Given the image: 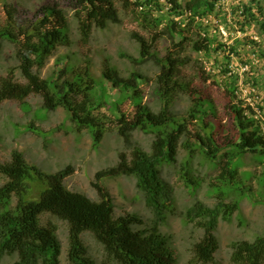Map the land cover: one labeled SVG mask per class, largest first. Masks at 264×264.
I'll list each match as a JSON object with an SVG mask.
<instances>
[{
  "label": "trees",
  "instance_id": "16d2710c",
  "mask_svg": "<svg viewBox=\"0 0 264 264\" xmlns=\"http://www.w3.org/2000/svg\"><path fill=\"white\" fill-rule=\"evenodd\" d=\"M65 1L75 9L81 39L85 42L90 39L94 27L106 28L110 22H120L118 1L138 12L145 24L155 32L151 41L139 33H133L140 45V55L137 58L126 54L123 56L136 63L153 57L154 43L166 33L173 38L175 46L183 47L191 39L186 32L194 27L202 32L196 31L198 38L192 41L193 48L208 55L213 51L219 52L226 44L219 40L218 35H209L213 23L211 14L216 18L217 30L220 25L227 28L236 22L239 30L245 31L255 23L264 35V0H248L232 7L233 22L229 21L226 8L219 5L221 0H168L171 4L166 15L168 22L166 28L160 31L157 28L167 18L165 15L152 16L153 6L162 7L156 0ZM4 9L6 24L0 28V40H8L16 45L18 65L10 67L7 75L0 79V105L9 99L23 101L33 93L41 94L43 108L48 111L64 108L78 131L88 129L91 132L94 147L102 143L107 133V115H99V111L107 105L114 116L111 125L118 128L129 146L133 145L131 134L136 129L154 133L155 138L150 152L134 146L131 162L126 159V153H122L118 166L97 174L95 185L101 194L98 202L65 186L64 178L70 173V167L48 173L28 163L18 150L12 152L9 160L0 161V263L5 255L17 254L18 259L13 264H60L62 247L57 237V227L41 222L42 215L50 212L67 219L70 224L69 264H176L168 240L159 229L174 205L173 187L162 177L159 164H176L180 147L186 150V161L182 164L180 176L190 189L196 190L201 184L194 178L191 165L197 154L220 170L210 183L216 203L208 206L197 201L186 210L187 219L199 220L204 229L203 239L194 248L195 260L211 261L218 247L215 233L219 222L229 221L240 209V200L231 198L233 193L243 197L250 195L251 188L238 180L242 158L250 153L264 165V116H260L254 106L240 97L241 74L231 68L232 55L222 56L221 63L225 65L219 72L224 78L223 84L218 83L223 85L229 99L228 108L235 135H226L224 141L220 142L215 137L219 125L210 118L216 113L213 101L197 95L186 85L184 89H188L192 97L188 114L183 118L176 117L169 108L171 98L177 87L181 86L175 76L179 66L185 62L177 53L168 51L166 56L157 59L161 70L156 78V90L165 104L161 110L154 112L142 101L140 84L148 78L138 71L121 77L109 59L104 61L102 80L94 77L89 66L78 69L67 64L57 78H42L34 71L35 67L43 68L58 47L72 43L68 18L58 2H48L34 12L11 4H5ZM186 10L190 14L181 28L182 23L179 26L172 15H182ZM177 36H180V40L176 42ZM247 40L258 62L254 63L251 56L242 61L244 66L250 65L244 74L253 88H259L264 80V71L259 70L257 74L250 71L260 67L264 69V37ZM241 44V40L235 39L230 50L240 54ZM17 70H20L25 82L17 79ZM105 81L118 90L117 98L112 100ZM127 101L135 107L133 115L121 106ZM257 107L264 110L261 104ZM191 125H197L198 129L193 130ZM25 128L45 139L53 132L43 130L34 123ZM111 174L137 177L138 188L144 192L146 204L155 215L149 228H133V224L143 222L136 214L118 219L114 217L111 194L102 184V180ZM1 178L5 180L3 183ZM260 181L264 189V177ZM33 193H37V196L34 197ZM86 231L92 232L104 245L108 258L104 263H97L88 255L82 239ZM238 254L240 258L237 261H246L244 264H264V237L241 244Z\"/></svg>",
  "mask_w": 264,
  "mask_h": 264
},
{
  "label": "rangeland",
  "instance_id": "374dc122",
  "mask_svg": "<svg viewBox=\"0 0 264 264\" xmlns=\"http://www.w3.org/2000/svg\"><path fill=\"white\" fill-rule=\"evenodd\" d=\"M54 1L59 3L68 18L72 43L69 46L58 47L43 68H34L40 77L57 78L60 70L65 65L71 64L78 69H85L86 66H89L94 77L102 80L104 61L109 59L121 77H128L133 71H138L148 78L147 81L140 84L143 91L142 101L152 111L158 112L165 102L156 90V78L161 70V65L157 59L166 56L168 51H173L185 62L180 65L178 74L175 76L181 86L177 87L174 97L168 104L171 112L176 117L181 118L188 114L192 97L188 89H184V86L189 85L191 91H196L197 95L207 98L215 104L216 113L214 117L210 118L219 125L215 131V137L223 142L226 135H235V129L229 113L228 96L223 85L218 83L219 81L223 84L222 79L224 78L219 71L225 65V63H221L222 56L232 55L231 68L240 71L241 74L240 97L254 106L260 116H264V110H259L257 107L258 104L264 106V80L262 83L260 82L259 88H253L247 82V75L244 74L250 65L244 66L242 64V61H246L250 56L254 59V54L247 45V39L259 40L264 37L257 24L254 23L243 31L239 30L236 22H234L231 27L226 28L220 25V29L217 30L216 18L214 14H211L210 19L213 23L209 28V35H218L219 40L226 44V47L218 50L219 52L213 51L208 55L196 51L192 46V41L198 38L196 31H202L194 27L186 32L191 39L186 41L183 47L175 46L173 38L168 33L164 34L152 47L153 57L142 63L131 61L123 54L134 58L139 57L140 45L133 33H139L151 41L155 31L145 24L143 17L138 12H135L132 7L124 6L120 1L117 2L120 22H110L106 28L94 27L87 42L81 39L75 9L65 0H0V28L6 24L5 4L34 12L40 6ZM160 1L163 6L152 11L153 17L166 16L170 11L171 5L169 7L166 0ZM247 1L221 0L219 5L226 8L227 17L231 22L233 20L232 7ZM174 18L179 21L182 20L183 16H174ZM204 21L207 22L205 19ZM167 22L168 18L164 19L157 30L165 29ZM181 27L183 28V26ZM235 39L241 40L240 54L230 50ZM178 40H180V36H177L174 41L177 42ZM0 44L1 79L7 75L10 67L18 65V59L16 58V45L14 43L8 40H0ZM257 62L255 58L254 63ZM259 70L264 71L260 67L250 71V73L257 74ZM17 79L20 82H25L20 70H17ZM106 86L112 100L117 98L118 90L112 87L109 82H106ZM121 106L123 110L133 115L135 107L131 102L127 101ZM99 112V115H107L108 129L102 143L98 147H94L91 132L88 129L78 131L69 114L62 107L53 111L44 109L41 94L33 93L23 101L6 100L0 105V161L9 160L12 152L18 150L23 153L28 163L34 164L48 173H57L70 167V173L64 178L65 186L73 192L82 193L90 200L98 202L101 200V194L95 185L98 181L97 174L100 171L118 166L121 162L122 153H126V159L131 162L134 146L150 152L155 138L154 133L136 129L131 134L133 145L129 146L119 134L118 128L111 125L114 116L108 106H104ZM30 123H34L43 130H52L53 132L49 133L45 139L25 128ZM191 128L197 130L198 126L191 125ZM185 161L186 150L180 147L176 164L167 162L159 164L160 169H162V177L173 187L174 196L173 208L167 212L166 221L161 223L159 229L160 233L166 236L168 240L176 264L246 263L244 260V262L237 261L240 258L238 253L241 250V244L247 241L252 243L258 238L264 237V189L260 185V180L264 177V165L250 153L242 158L238 180L251 188L250 195L243 197L238 193H233L231 198L240 200V209L229 221L221 220L219 222L215 233L218 239V247L214 257L209 262H201L195 260L194 248L203 239L204 229L198 223L199 220L189 221L187 219L186 210L197 201L208 206H213L216 203V197L210 190V183L220 170L216 165L197 154L191 165L194 178L201 181V184L196 190H193L185 184L180 176V169ZM249 175H251L250 178H248ZM4 181L1 178V183ZM102 184L111 194L114 205L113 215L116 219L126 217L129 214H136L143 222L133 224L134 229L143 230L151 226L155 215L153 210L147 206L144 192L138 188V180L135 175L111 174L102 180ZM33 195L35 197L37 193H33ZM41 222L43 225L53 224L57 227L56 233L62 247L60 264H69L67 253L70 224L68 220L48 212L42 215ZM82 239L88 255L97 263H104L108 259L104 245L96 239L92 232H84ZM17 259V254L5 255L0 264H13Z\"/></svg>",
  "mask_w": 264,
  "mask_h": 264
},
{
  "label": "clouds",
  "instance_id": "9594fccd",
  "mask_svg": "<svg viewBox=\"0 0 264 264\" xmlns=\"http://www.w3.org/2000/svg\"><path fill=\"white\" fill-rule=\"evenodd\" d=\"M132 1H135V0H132ZM156 1H159V2L161 3V1H160V0H156ZM166 1H167V3H168V0H166ZM168 5H169V7H170V5H171V4H170V3H168ZM162 6H163V3H162ZM156 8H157V7L153 6V10H154V9H156ZM139 9L141 10V9H142V7H140ZM153 10H152V11H153ZM184 14H186V16H184ZM189 14H190V12L186 10V11H184V13H183L182 15H176V17H182V16H183L182 20H179V21L175 20V21L179 23V26H180V25H181V23H182V25H181V26H183V27H184V26H185V23H186V21H188V19H187V18H188V16H189ZM173 17H174V16H173ZM174 19H175V18H174ZM185 20H186V21H185ZM183 23H184V24H183ZM181 26H180V27H181ZM181 28H182V27H181ZM179 67H180V66H179Z\"/></svg>",
  "mask_w": 264,
  "mask_h": 264
}]
</instances>
